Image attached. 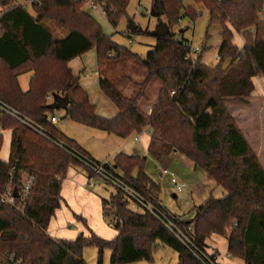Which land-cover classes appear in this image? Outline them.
Returning <instances> with one entry per match:
<instances>
[{
    "label": "trees",
    "instance_id": "obj_1",
    "mask_svg": "<svg viewBox=\"0 0 264 264\" xmlns=\"http://www.w3.org/2000/svg\"><path fill=\"white\" fill-rule=\"evenodd\" d=\"M17 1L0 0V99L43 127L46 135L11 116L1 118L0 153L3 131L10 130L12 140L8 162L0 159V193L13 168L19 189L24 174H32L35 182L24 215L0 203V264H86L83 251L89 247L98 250V264L106 250L111 264L151 263L155 250L166 246L178 254V264H204L151 213L129 208V198L120 189L102 200L115 238L102 239L93 231L73 241L49 235L69 170L84 168L94 178L87 163L102 165L52 123L56 108L47 98L54 95L69 102L64 119L122 139L148 127L151 158L162 162L181 153L200 168L225 196H211L192 220L174 216L176 222L190 228L188 237L203 253L206 241L217 235L227 239L230 257L243 264H264V168L227 108L229 101L246 103L255 90L254 78L264 79V0H193L196 7L189 8L181 0H152L151 16L164 17L170 31L157 38L145 59L107 36L79 0H38L30 9L16 6ZM130 1L104 0L108 21L117 25ZM201 8L209 12L208 31L220 27L218 61L211 66L202 55L191 59L189 42L174 32L182 10L196 20ZM46 22L57 24L66 37L58 38ZM134 33H141L140 28ZM237 33L244 37L242 47L234 44ZM90 51L96 52L100 70L122 55L137 59L147 70L140 81L128 79L135 89L131 96L109 78H99L102 92L118 109L114 118L98 116L80 75L69 67ZM22 74H31L27 91L19 84ZM155 80L162 85L152 102L148 90ZM146 160L121 153L108 169L171 214L159 202V186L145 172Z\"/></svg>",
    "mask_w": 264,
    "mask_h": 264
},
{
    "label": "rangeland",
    "instance_id": "obj_2",
    "mask_svg": "<svg viewBox=\"0 0 264 264\" xmlns=\"http://www.w3.org/2000/svg\"><path fill=\"white\" fill-rule=\"evenodd\" d=\"M140 2L142 3V7L139 6ZM151 3L152 0H131L128 5L127 15L117 25L110 23L106 15L100 10H91L87 6L83 8L85 12L89 13L102 26L107 36L113 38L117 44L137 54L140 58L145 59L148 54L147 52L152 50L157 44V37L153 36V33L159 29L162 22L166 23L164 17L158 19L151 16ZM181 3L184 5V8H189L190 6L196 7L193 0H181ZM199 12L201 15L196 20H192L184 16V11L182 10L181 16L183 15V17L180 19L179 24L176 25L174 32L177 33L178 37L186 39L192 48H199L200 52L198 54L202 55L203 62L206 65H215L222 42L220 27L214 26L208 31L210 23L209 12L206 8L199 9ZM262 12L264 14V8ZM31 13L33 12L31 11ZM130 19L140 28L141 33H134L129 30L128 21ZM45 24L58 38L66 37L67 32L54 22H46ZM244 42L242 34H235L234 44L236 46L239 45V47H242ZM72 65L76 74L80 75L81 81H84L89 86L90 101H93L96 106L98 116L106 118L116 117V106L102 92L99 85V78L101 76L109 78L124 94L131 96L135 90L131 81L144 79L147 72L146 68L137 59L128 57L127 55L114 58V60L108 62L100 70L94 51L79 58ZM28 76L22 74L19 78L21 87H24L25 83L28 84ZM254 82L255 90L251 94V97L246 100V103L229 101L227 102V108L234 116L238 127H241L248 143H250L252 150L264 168V79L260 77L254 78ZM161 85L162 83L159 80H155L150 86L148 96L152 102L157 100L156 98L158 97ZM57 98H59L58 95H54L53 102ZM47 101L50 102L48 98ZM145 110L150 113V105H146ZM55 114L60 117L59 123L57 124L58 129L69 139L72 138L77 141L80 147L88 149L91 155L99 160V162H113L117 152H121L123 149L125 150L123 152H128V154L146 157L145 172L159 186V200L161 205L180 219L182 218L185 221L192 220L200 205L211 196L217 199L225 196L224 190L214 182L209 181L207 175L200 168L195 167L181 153H174L164 158L162 162L155 161L149 154H145L144 144L150 131L148 127L142 133H133L130 137L122 139L103 131L100 132L87 126L84 127L70 119H64L63 109H56ZM3 135L4 142L0 158L6 161L9 158L12 134L10 130H7L3 131ZM136 138L140 141H136ZM164 169H167L168 175H163ZM81 171L86 172L87 170L81 168ZM173 177L177 179L179 185H186V188L180 194L177 193L176 187L173 184ZM92 182L94 184L88 181L85 188L93 197H96L94 205L87 206L83 199H75L72 209L75 211L74 213L77 217L74 215L71 216L73 221L69 224L67 223V226H69L67 227L68 231L73 232L81 228L79 233L82 231L87 232V228L79 218H84L86 224L89 225L88 219L91 220L92 218L97 220L96 210H99V217L102 221L112 227L110 221L106 217L103 218L102 200L114 194L116 187L99 177L92 179ZM129 202V208L133 211H142L135 201L129 198ZM79 233H76V235ZM52 237L57 238V236ZM224 240L214 250L221 258H224L223 256L227 253L228 241L226 238ZM153 254L151 263L140 261L135 264H178V254L167 246L159 247ZM83 256L86 264H98L99 256L96 248H85ZM110 257L109 251H104L102 264H111Z\"/></svg>",
    "mask_w": 264,
    "mask_h": 264
},
{
    "label": "built area",
    "instance_id": "obj_3",
    "mask_svg": "<svg viewBox=\"0 0 264 264\" xmlns=\"http://www.w3.org/2000/svg\"><path fill=\"white\" fill-rule=\"evenodd\" d=\"M38 0H18L15 5L20 6L23 8H32L35 3H37ZM83 3L84 6H87L91 10H100L104 13V0H79ZM142 3H139V6H141ZM142 7V6H141ZM191 53L189 54V57L195 58V56L200 52L199 48H192L191 47ZM218 61V57H217ZM48 100H51V97H48ZM11 116L12 118L20 121L22 124L24 123L37 133L45 134V130L43 127L40 125L35 124L32 120L29 118L25 117L23 114L18 112L15 108H13L10 104L5 103L0 99V122L1 118L4 116ZM52 123H56L59 121V118L56 116H53L51 119ZM60 147H63L62 143H59ZM90 165L94 172V176L97 178H103L105 181L113 184V186L116 187V189H120L123 191L128 198L131 200L135 201L137 206L142 210L146 211L149 214L151 213L154 217H156L165 227L169 229V231L176 237L178 238L181 242H183L189 250L195 254V256L200 258L204 264H219L217 257L211 258L210 254L203 253L201 252L196 246L193 244L192 240L188 237L187 232L190 230V228H187L183 225H179L178 222H176L174 216L171 214H168L164 212V209L161 207L155 205L153 202L150 200H147L141 193L136 191L134 188H132L129 184H127L121 177L120 175L116 174V172H113V170H110L108 168H112V163L111 162H102V165H96L92 163H87ZM14 170V168H13ZM13 170L10 173V179H9V184L5 188V190L0 193V203L3 205H6L8 207H12L16 209L17 212H20L22 215L25 214L24 212V206L26 205L28 198H29V193L31 192L33 186H34V176L32 174H24L23 177V182L21 189L16 187L14 185L13 181ZM167 174L168 171L164 169L163 175ZM94 177V178H95ZM91 178L90 182L91 184H94L92 182ZM173 184L176 187L177 193L183 192V190L186 188L185 184H178V181L176 178L173 177ZM15 188L18 189V196H14V190Z\"/></svg>",
    "mask_w": 264,
    "mask_h": 264
},
{
    "label": "crops",
    "instance_id": "obj_4",
    "mask_svg": "<svg viewBox=\"0 0 264 264\" xmlns=\"http://www.w3.org/2000/svg\"><path fill=\"white\" fill-rule=\"evenodd\" d=\"M262 13L263 12H261V14H260V18L262 21H264V14H262ZM238 47H239V45H238ZM94 53L96 54L95 51H94ZM85 55H83V56H85ZM96 56H97V54H96ZM80 58H82V57H80ZM78 59L79 58H77V59H75L69 63V67L74 71L75 74H76V71L73 69L72 64L75 61H77ZM26 75H29L28 79H27L28 84L25 83L24 87H22L25 91H27L29 89L28 85H29V80L31 77V74H26ZM80 85L86 89L88 94H90L89 86L86 85V83L84 81L83 82L80 81ZM55 103L56 102H53V97H52L50 100V104L53 106ZM117 112H118V109L116 107V113ZM54 115L56 117H58L60 120L59 115H57L55 113H54ZM58 123H59V121L56 122L55 125H57ZM150 138H151V130L149 131V136L147 137V140L144 144L145 154H148V147H149L148 144L150 142ZM136 141H140V140H138V138H136ZM76 143H77V141H76ZM80 148H82V147H80ZM82 149L85 152H87L91 158H93L95 161L99 162V160H97L96 158H94L91 155V153L89 152L88 149H84V148H82ZM123 151H125V150L123 149L121 152H117V155L121 154V153L129 155V156L136 155V154H128V152H123ZM9 155H10V153H9ZM117 155H115V156H117ZM139 156H141V155H139ZM1 160L4 161L3 159H1ZM4 162H8V160H6ZM90 180H91V178L89 177L88 172L87 171L86 172L81 171V168L72 167L69 170L67 177L62 182L61 195H62L63 200L61 202V206H60V208H58L56 210V215L51 220V222L49 224V235L51 237L57 236V238L52 237L53 239H55V240L62 239V240H67V241H73L80 234L79 232H80L81 228H78L77 231L72 232V231H68L67 227H69V226H67V225L73 221V218L71 217L72 215H74L75 217L77 216L74 213L75 211L72 209L73 202L75 199L76 200H79V199L82 200L83 199L87 206L88 205H91V206L94 205V200L96 199V197H93V195L88 190H86V188H85L87 185V182ZM108 198H110V197H108ZM108 198H106V199H108ZM159 202H160V200H159ZM96 213H97V218H96L97 220L92 219V218H91V220L88 219V224L90 225V227H89V225L84 224L85 227L87 228V232L82 231L81 233H84L86 236H88L90 234V232L93 231L96 235H98L102 239L111 240V239L115 238L117 235V232L115 231V229H113L111 226L106 225L104 223V221H102V219L99 217V210L98 211L96 210ZM171 214L173 216H176L173 213H171ZM103 218H105L104 209H103ZM177 218H179V217H177ZM76 233H79V234L76 235ZM222 240H223V242L225 241L223 237H218L216 235H213V237L210 240L206 241V252L209 253L210 255H213V254L216 255L219 264H243V262L236 260V259H234L228 255V252H227L228 244H227V248H226L227 253L223 256L224 258H221V256L218 255L217 252H214V250H216L218 248V245L221 243ZM109 254H110V252H109Z\"/></svg>",
    "mask_w": 264,
    "mask_h": 264
},
{
    "label": "water",
    "instance_id": "obj_5",
    "mask_svg": "<svg viewBox=\"0 0 264 264\" xmlns=\"http://www.w3.org/2000/svg\"><path fill=\"white\" fill-rule=\"evenodd\" d=\"M128 22H129V30L131 32H135L138 29V26L136 25V23L133 22L131 19ZM169 31H170V29H169L168 25L166 23L162 22L159 26V29L153 33V36L160 38V37L167 35L169 33ZM58 97L59 98H57L54 101L56 103L53 105V107H55L56 109L66 110L69 107L68 100H66L65 98H62L60 96H58ZM14 196L19 197L17 188H15V190H14Z\"/></svg>",
    "mask_w": 264,
    "mask_h": 264
}]
</instances>
